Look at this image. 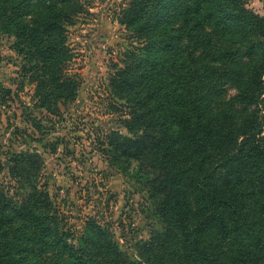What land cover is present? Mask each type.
I'll list each match as a JSON object with an SVG mask.
<instances>
[{"label":"trees","instance_id":"obj_1","mask_svg":"<svg viewBox=\"0 0 264 264\" xmlns=\"http://www.w3.org/2000/svg\"><path fill=\"white\" fill-rule=\"evenodd\" d=\"M82 1L0 0V31L14 37L16 50L41 72L40 107L51 114L73 103L79 90L68 72L73 54L65 44L67 27L84 13ZM130 1L122 22L137 24L145 54L133 53L111 88L126 101L128 126L136 133L133 139L109 135L110 164L124 173L134 161L139 164L156 209L174 215L181 225L175 237L189 238L194 258L206 264H264V137L262 129L256 131L260 107L264 111V19L243 0ZM228 88L235 91L230 99ZM240 138L246 142L231 150ZM231 156L249 157L256 171L237 182L225 174L212 186L208 179ZM11 162L18 191L10 196L0 185V264H19L47 234L57 244L62 240L54 233L58 224H43L35 210L48 202L36 180L40 157L24 152ZM185 182L198 212L191 226L184 222ZM222 249L225 254H214ZM116 257L114 264H126ZM140 258L149 264L147 255Z\"/></svg>","mask_w":264,"mask_h":264},{"label":"rangeland","instance_id":"obj_2","mask_svg":"<svg viewBox=\"0 0 264 264\" xmlns=\"http://www.w3.org/2000/svg\"><path fill=\"white\" fill-rule=\"evenodd\" d=\"M243 1L247 10L264 19V0ZM82 3L84 13L67 27L65 44L73 54L68 72L80 86L75 101L61 105L58 115L40 107L41 72L16 50L15 38L0 31V185L10 196L16 195L18 184L10 173L13 155L37 154L41 163L38 189L48 196V202L35 210L43 224L50 228L58 224L54 233L62 236L61 244L53 241L52 234L37 238L28 256L19 257V264H114L116 254L126 264H145L140 253L147 255L149 264H206L200 256L194 258L188 237H175L181 225L174 215L156 209L139 164L134 161L132 170L124 173L106 155L112 132L129 139L136 133L128 126L131 117L126 101L116 98L111 88L112 78L128 58L133 53L145 54L146 42L137 24L130 28L122 22L131 1ZM234 95L228 88L226 99ZM257 115L260 126L256 131L262 129L264 137L262 107ZM245 142L240 138L239 146L230 149ZM229 158L224 169H217L216 177L208 179L212 186L225 174L237 182L256 171L249 157ZM189 185L185 182L183 186L187 199L184 222L191 226L198 212L191 203L194 192ZM176 248L180 251L175 252Z\"/></svg>","mask_w":264,"mask_h":264}]
</instances>
